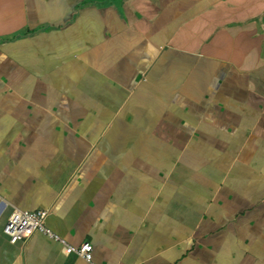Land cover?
Returning a JSON list of instances; mask_svg holds the SVG:
<instances>
[{
  "label": "crops",
  "instance_id": "1",
  "mask_svg": "<svg viewBox=\"0 0 264 264\" xmlns=\"http://www.w3.org/2000/svg\"><path fill=\"white\" fill-rule=\"evenodd\" d=\"M264 264V0H0V264Z\"/></svg>",
  "mask_w": 264,
  "mask_h": 264
},
{
  "label": "built area",
  "instance_id": "2",
  "mask_svg": "<svg viewBox=\"0 0 264 264\" xmlns=\"http://www.w3.org/2000/svg\"><path fill=\"white\" fill-rule=\"evenodd\" d=\"M46 216L47 211L43 209L35 211L13 209L7 216L2 231L11 243L21 241L34 232H40L62 244L65 254H75L86 262L95 264L92 262L93 247L91 243L84 241L77 246L69 244L64 238L45 225ZM85 246H90V250ZM88 257H91V259H88Z\"/></svg>",
  "mask_w": 264,
  "mask_h": 264
},
{
  "label": "clouds",
  "instance_id": "3",
  "mask_svg": "<svg viewBox=\"0 0 264 264\" xmlns=\"http://www.w3.org/2000/svg\"><path fill=\"white\" fill-rule=\"evenodd\" d=\"M85 247H87L90 250V246H85ZM88 259H91V257H88Z\"/></svg>",
  "mask_w": 264,
  "mask_h": 264
}]
</instances>
